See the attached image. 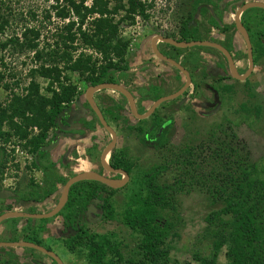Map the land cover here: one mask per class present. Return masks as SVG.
I'll list each match as a JSON object with an SVG mask.
<instances>
[{
	"label": "trees",
	"instance_id": "obj_1",
	"mask_svg": "<svg viewBox=\"0 0 264 264\" xmlns=\"http://www.w3.org/2000/svg\"><path fill=\"white\" fill-rule=\"evenodd\" d=\"M200 1L196 2L195 7ZM208 1L213 3L212 0ZM59 2L56 0L57 4L53 6L56 16L62 21H68L63 28L64 33L59 36L60 42H56L59 49H51L45 54L44 49L39 48L41 31L35 28H26L22 34L23 42L13 36L0 43L1 48L13 45L20 47L21 51L24 48L33 50L35 63H40L38 67L29 70L27 76L30 81L26 86H20L19 81L15 82L16 87H21V92H12V87L4 83L6 76L0 68V85L9 92L7 100L0 103V139L27 141L26 146L37 158L34 167L43 171L46 181L44 188L35 186L37 188L31 192V196L42 193L43 198H49L58 191V182H65L43 149L47 145L50 130L58 127L62 114L70 107L77 93L76 86L64 85V72L71 71L85 76L89 85L125 79L129 70L126 55L130 42L122 37L120 25L128 21L133 24L137 9L142 7L137 0H93L91 5H87L84 0H62L63 5H59ZM2 6L3 2L0 3V36L10 23ZM263 14L256 15V25L262 26L261 31H257V50L262 55ZM77 40L98 53L100 58L84 52L75 56L79 48ZM44 56L49 57L51 65L46 64ZM37 78L49 81L45 92ZM56 84L58 88L54 87ZM110 100L107 96L102 99L103 103L112 104L107 105L103 112L118 121L123 117L124 106L114 98ZM154 120V130L147 129L153 138L157 137L158 128L156 118ZM92 123L86 122V126L93 128ZM34 128L40 132L30 137ZM138 130L143 132L144 129L139 127ZM217 131L219 129L208 135L200 145L186 144L179 153L171 156L173 161L170 163L174 162L178 169V174L173 176V184L160 181V176L168 169L166 165L144 171L133 168L135 174L127 186L120 212L113 201L118 190L97 181L75 183L71 187L66 206L60 212V215H64L66 227L75 229L88 206L98 200V208L104 211L103 218L116 220L121 217L123 226L138 234L139 241L136 250L130 252L132 256L125 257L123 241L115 233H91L81 226L76 235L71 234L65 240L66 250L76 255H85L87 264H184L171 260L167 239L172 234L175 222L165 211L175 208L174 192L187 191L190 186L201 191L207 190L213 203L221 205L205 218V233L212 241L213 257L195 254V260L199 264H222L219 256L226 249L224 264H264V170L249 157L245 145L227 141L225 137L218 136ZM157 140L161 146H166L169 141L168 138ZM126 156L127 149L113 153L111 166L124 168L128 174H132L131 162L123 161ZM41 228L44 229V226Z\"/></svg>",
	"mask_w": 264,
	"mask_h": 264
},
{
	"label": "rangeland",
	"instance_id": "obj_2",
	"mask_svg": "<svg viewBox=\"0 0 264 264\" xmlns=\"http://www.w3.org/2000/svg\"><path fill=\"white\" fill-rule=\"evenodd\" d=\"M84 1L87 5H91L93 0ZM1 2L4 3L2 11L9 18L10 23L5 33L0 36V43L6 42L13 36H17L20 41L23 42L22 34L26 28H35L41 31L39 48L44 49L45 54H48L51 49H59L56 42H60L61 39L59 36L61 33H64L63 28L68 21H62L56 16V10L53 8V6L57 4L56 0H0V3ZM174 2V0L171 2H166V0H151L149 6L141 2L142 7L137 9L138 13H136V16H138V18L136 22L129 25L128 21L127 23H124V27L120 26L121 34L125 33L123 38L130 42L126 55V65L130 72L127 73V77L124 80L130 84V87L136 93L137 98H139V95L137 93V85L135 86V83L133 82V77L136 75L139 77L145 72L144 68H146V63L153 65V63L156 62V60H154L156 57L155 54L150 50H144L143 45L147 44L155 32L158 31L155 26L156 23L159 22L164 25L165 22H172L173 16L172 12H169V8H171V10L175 8ZM61 3L62 0H60L59 5H63ZM257 12L258 11H253V21L257 20L255 15H262V13ZM33 14L35 16H33ZM117 19L119 18L117 17ZM261 29L262 26H253V32L256 33V36L257 31H261ZM231 30L232 28H226L225 36H221L223 38L222 42H225L229 35H231ZM233 39L237 46L236 51L241 52V55L239 54L240 60L244 59V41L240 39L238 35L233 36ZM256 40L258 41L257 37ZM48 44H53V46L51 45V47H47ZM76 45H78L79 48L77 52L74 53L75 56H78L80 52H84L87 54H93L95 58H100L98 53L84 46L81 40H77ZM14 47L15 46L13 45H8L6 48L0 47V58L2 59V62H0V68L6 76L4 83H7L12 87V92H21V87H16L14 85L15 82L19 81L20 86H26L30 81V78L27 76L29 70L38 67L40 63H35V54L33 50H25L24 48L23 51H21L20 47ZM62 48L63 47H61V49ZM258 50L256 49L259 56L256 57L257 60L255 59L254 74L248 82H237L235 87L229 85L230 88H223L219 96H212V94L207 91H194L193 94H191V99H189L191 102H188L186 106L183 105V107H181L177 113L175 112L173 116V118H175L174 122L176 123L174 128L175 131H172L173 138L169 139L166 146H161L158 143L159 141L156 142L157 144L151 146L147 144L146 139L142 137L143 132L138 130L139 125L149 128L151 124L150 119L141 122L131 119V124L134 128H132L130 132V129L125 127L126 123L124 120L119 122L113 121L110 118L111 121L114 122L113 126L117 128V131L120 134L117 147L118 151H122L126 149L125 146H128L126 159H128L133 166L131 168L132 175L134 176L135 174L133 173V168L135 167L144 171L149 170L154 166L166 165L168 166V169L160 176V181H165L167 184H173V176L178 174V169L177 165H174V162L170 163L172 160L171 156H173V154L175 156L176 153H179L186 144L192 143L194 146L200 145L201 141L204 142V140L209 137L208 135L212 134V132L217 129H219L217 135L221 136V138L225 137L224 139L227 141L232 140L235 142L234 144L245 145L249 151V157L255 164H258L261 170H264V56L261 54L262 52ZM60 53H62V51H60ZM147 56L148 58H151L148 60ZM55 58L58 59L57 56H55ZM43 60L46 61L48 66L52 64L48 56H44ZM158 61L160 60L158 59ZM61 64L60 66H62ZM100 64L103 63H99V65ZM155 66L153 67L154 69H151V72L158 71V69H155ZM131 70L134 71L131 72ZM63 76L65 79L63 80L64 85L67 86L68 84H71L76 86L77 93L74 96L70 107L62 114V119L72 120L77 129L76 131L81 132L80 135H78V139H80L81 136L85 139L87 131H91L92 133L96 132L93 128L86 126V122H89L88 120L93 119L94 117L88 109L89 107L84 104V96L90 85L85 81V76H81L79 73L66 71ZM197 77L199 78L198 81L202 78L201 76ZM37 80L41 84L42 91L45 92L49 81L42 78H37ZM122 83L123 82L120 84ZM54 87L58 88L57 84ZM173 88L174 86L171 85L168 87L167 91L173 90ZM141 93L143 94L145 92L141 90ZM8 94L9 92L3 88V85H0V103H4V101L7 100ZM96 95L98 96V105L101 106V109L103 110H105L109 104L103 103L101 99L108 95L113 96L117 101L124 102V104L126 103L123 95L115 90H102L96 92ZM147 102V106H150L151 101L146 100V103ZM209 103L213 104L210 105ZM169 105L170 104L168 103V106ZM105 116L109 119V115L106 114ZM124 117L125 116H121V118ZM92 122H95V119ZM62 127L63 125L59 121L57 128L62 129ZM99 129L103 135L102 129ZM39 132V129L35 131L33 129V132L31 133L32 136L30 135V137L36 136ZM169 134L171 133L169 132ZM63 136L62 133H57L55 128L49 132L46 144L49 146L54 145L55 147L57 143H60V148L58 152L54 154V158H59L62 152L64 153V150L68 147L73 148V145L75 144L74 141H65L66 139L63 138ZM127 136L129 138L127 139V143H125ZM97 137V134L93 136V138ZM102 139L101 149H103L104 145L108 143L107 139L106 142ZM91 143L92 141L90 139L89 145H91ZM17 147L25 153L29 146H26L25 143L19 142L15 138L9 141H6L4 138L0 139V166L3 168V166L6 165L8 168L7 170L1 169L2 172L0 170V175H2L3 179H6L4 184L7 189H12L14 186H16V190H19V188H25L24 190L29 192V196L26 195L25 197H30V191L32 192L33 188H35V184H37L36 182H42V180L45 181V177L42 176L41 172L36 173L31 169L32 167H30L31 165L29 163L31 162L30 158L28 159L25 154L16 153ZM54 147L50 150L55 149ZM96 149V146L90 147L87 155H90L91 157L95 156V154H97ZM32 154L33 153H31L29 148V157L32 158L33 155H35ZM81 158L86 161L88 160L83 154L80 155L75 151L72 161L70 160L69 162L65 157V170H63V166H61V170H59V168H57L58 165L55 164L57 171H61L62 173L65 171L63 175H61L62 173L60 172L59 176L66 181L68 177H71L73 174L82 173L78 168V160ZM16 160H18L19 168H16ZM59 162L61 163L62 159H60ZM25 164H29V166L25 167ZM81 165L82 164L80 163V166ZM91 169V164L88 163V168L83 172L91 171ZM13 175L17 176V179H13ZM15 180L18 181L16 182ZM63 187L64 186H60V188H58V194L56 193V197L51 196L48 198L49 200L53 198L52 201L54 202L52 205L58 202ZM187 188V191L184 189V191H179L176 194L174 192L175 200L173 206L175 208L174 210L168 209L165 211L167 215L173 218V222H175L172 234H170L167 239V245L170 248L172 261H179L184 264H199L194 258L195 254L207 258L213 257L212 241L205 233L207 227L205 218L213 209L219 208L221 205L220 203H213L212 197L207 190L201 191L196 187L190 186ZM23 189L20 191H23ZM126 189L116 192L113 198L116 209L119 212L124 203L125 194L127 193ZM27 191H25L26 194L28 193ZM97 201L98 200H95L89 205L94 206V211L92 212H96V216L98 215V212H103L102 210H98L99 208L97 204L99 201ZM45 203L46 202H43V204ZM41 204H39V207L42 208L43 211L52 208L51 206L45 207V205H42L43 207H41ZM86 213H88L87 210L80 219L82 220L83 227L86 225V223L83 224V222H85ZM101 218L102 217L100 216V219L98 218L97 221L94 220L90 224L87 223L86 229H88L89 232L91 231L92 233L99 234L115 233L118 239L123 241L122 246L125 257L132 256L130 252L136 250L139 235L134 234L132 231L124 227L121 223V217H117L116 220ZM33 223L38 226L39 221H34ZM50 225L51 227H48L49 229L51 228L50 231L55 233V235L58 234L56 232L57 225H55L54 222H51ZM15 251L22 252V249H16ZM59 252L63 256V248H61ZM225 253L226 249H223L219 256V261L222 264L226 262ZM65 255L66 261H69L70 259L72 260L69 264L88 263L85 255L73 254V256L70 257L67 252H65ZM0 257H3V262L4 260L6 261V258L9 257V251H5L4 253V250L2 251L1 249ZM9 263H13V260H10ZM14 264H16V262H14Z\"/></svg>",
	"mask_w": 264,
	"mask_h": 264
},
{
	"label": "flooded vegetation",
	"instance_id": "obj_3",
	"mask_svg": "<svg viewBox=\"0 0 264 264\" xmlns=\"http://www.w3.org/2000/svg\"><path fill=\"white\" fill-rule=\"evenodd\" d=\"M172 0H166V2H171ZM175 4L172 10L169 8V12H172V22H165L164 25L160 24L159 22L155 24L156 29L158 30L155 32V34L150 38L149 42L147 44L143 45L144 50H150L153 54H155L153 50V40L156 38L155 45L159 52L170 60L175 61L177 64H179L183 70L180 68L162 60L155 54L154 60H156L153 65H148L146 68H144V71L148 76L143 77L144 82L137 85V93L139 95V98H137L136 93L133 91V89L130 87V84L127 83L124 79H119V82H113V83H122V85L127 88L134 96L136 105H137V111L140 114H144L147 111L150 110L151 106L156 102L157 100L171 96L173 94H176L180 91H183V93L176 99L166 101L159 105L157 109L154 111V113L147 119H150L151 124L150 127H142L144 130L142 133V137L146 139L147 144L153 146L157 144V139L161 138H168L172 139V131H175V125L173 116L175 112L177 113L178 110L181 109V107L186 106L191 99V94H193L194 91H200L204 92L207 91L208 93L212 94V96H219L221 90L223 88H230V86H234L237 82L246 83L248 82L254 74L255 70V59L257 56H259V53L256 51L257 49V40H256V33L253 32V26H256V21H253V11L260 10L262 12L257 13H264V8L259 7H251L247 10H244L240 16L239 20L247 30V33L249 35L250 41H251V47H252V55H253V61L254 65L252 70L250 69V60H249V52L247 48L246 40L243 36V34L240 32L238 25H237V13L240 11V9L246 5L253 4L255 2H263L262 0H212V2H209L208 0H201L200 3L195 7V4L199 0H174ZM166 8V7H165ZM256 14V13H255ZM264 15V14H263ZM256 16V15H255ZM226 28H232L231 35L227 38L225 42H222V37L225 36ZM233 32V34H232ZM238 35L240 39L244 41L245 45V52H244V59L239 58V54L241 55V52L236 51V43L233 39V36ZM231 36V37H230ZM172 39L178 42H200V43H214L218 44L222 47H224L230 54L233 65L236 69V74L240 77H246L245 79L237 78L232 73V68L229 59L227 56L218 48L213 46H207L205 44L203 45H194L188 48H180L176 47L170 43H167L160 39ZM264 56V55H263ZM153 58V57H152ZM158 58L160 61H158ZM257 60V59H256ZM153 62V61H152ZM156 65V66H155ZM155 66V69H158L156 72H151V69ZM154 69V68H153ZM150 70V71H147ZM129 70L127 71V73ZM164 72V73H163ZM187 73V74H186ZM197 76H201V80ZM119 77V75H117ZM131 77V76H130ZM165 77V78H163ZM188 79H190V83L188 84ZM134 81V80H133ZM173 85V90L167 91L168 87ZM230 85V86H229ZM92 86V85H90ZM89 86V87H90ZM88 87V88H89ZM88 90V89H87ZM87 90L84 96V104L88 103V109L93 114V119L90 121H93L95 119V122L92 123V125L97 124L99 128L102 129L103 135H101V139L106 142V139L108 140V143L104 145V148L99 150V147L102 148V141H100L98 138H92L91 141V147L96 146L97 147V154L95 156H89V159L86 161V164H91V171H96L100 173L101 175H105L108 178L112 179H121L123 178V175L120 173H111L108 172L105 167L101 163V157L102 153L105 150V148L111 143L112 141V134L108 132L100 123L97 115L91 108L89 102L87 101L86 94ZM141 90H143L145 93H141ZM191 90V92H190ZM98 96L96 93L94 94V100L97 104V106L100 108L101 112L103 113L106 121L111 126V128L116 132L117 135V142L116 146L113 149V151L107 156V164L111 166L110 159L113 155V153L118 151V141L120 134L117 131V128L113 126V121H111L110 117L109 119L107 116H105V113L103 112V109H101V106L98 105L97 98ZM108 100L110 98L112 99L113 96H107ZM100 98V97H99ZM104 97H102L103 99ZM125 100L124 102H121L124 106V110L122 111V115L125 116L124 118H121L118 120L119 122L124 120L126 123L125 127L130 129L134 128L131 124V119L137 120L138 122L145 121L147 119L139 120L137 119L134 114L132 113L130 109L129 102L125 96H123ZM101 99V100H102ZM115 99V98H114ZM147 101H151L150 106L148 105ZM116 100V99H115ZM117 101V100H116ZM120 102V101H118ZM175 102V103H172ZM111 102H108L110 104ZM168 103L170 104L168 106ZM190 104V103H189ZM210 105L213 103H209ZM112 105V104H110ZM146 107V108H145ZM148 107V108H147ZM127 111V112H126ZM94 112V113H93ZM157 120L156 123H158V128L156 135L157 137L153 138L150 137L149 132H147V129L150 131H153L156 127L155 119ZM60 123L63 125L62 129L55 128L57 133H62L63 138H65L67 141H76L78 140V135H80L81 132L76 131L75 124L72 120H63L62 118L59 120ZM89 121V120H88ZM89 121V123H90ZM123 125V126H124ZM75 128V129H74ZM169 132L171 134H169ZM174 133V132H173ZM174 135V134H173ZM126 138V137H125ZM125 139V143H127V139ZM19 141V140H18ZM23 143H27V141H20ZM159 143V142H158ZM57 145V144H56ZM49 147V145L45 146L44 148ZM43 148V149H44ZM125 148L128 150V146H125ZM46 150V149H44ZM52 150H46L48 153V160L51 163L57 164V168L60 169L61 166H66L64 163L65 157L66 159L72 161L73 160V154H75V147L74 148H67L64 150V153L59 156L57 160L53 158V154L51 153ZM27 151L29 152V148H27ZM32 153V152H31ZM33 155V154H32ZM33 155L30 167L34 171H40L42 176H44L43 171L37 169L34 167V162L37 159ZM127 157L123 158V161H127V163H130ZM62 159V162L60 163L59 160ZM82 159V158H81ZM78 160V159H77ZM16 168H19L18 160H16ZM29 161V160H28ZM79 161V160H78ZM29 164H25V167H28ZM112 167V166H111ZM79 170L82 172L85 171L87 168L84 165L78 164ZM114 168V167H113ZM7 170L8 168L6 165L0 166V170ZM115 169H122L126 171L124 168H115ZM1 170V172H2ZM75 171V170H73ZM39 172V173H40ZM61 171H58L60 173ZM127 172V171H126ZM62 173V172H61ZM65 173V171L63 172ZM63 173L61 175H63ZM128 173V172H127ZM75 174H73L71 177H73ZM2 175H0L1 178ZM13 179H17V176L13 175ZM45 177V176H44ZM68 177V179L62 183L58 182L56 185L58 188L60 186H64L65 183L71 178ZM129 181L124 185L123 187L116 189L118 191L125 190L127 186L129 185L132 174H129ZM6 179L2 178V181L0 180V191L7 192L5 197H0V216L9 213V212H18V213H24V214H32V213H49L51 212L56 206L58 205L61 196L56 202V204L52 205L54 201L52 199L43 198L41 195L37 196H29V192L27 190H24L23 188H19V190H16V186L12 187V189H7L5 187L4 181ZM16 182L18 180H15ZM35 184L38 187H45L46 181L42 180V182H36ZM33 188V186H32ZM37 188V187H35ZM33 188V190L35 189ZM23 189V191H20ZM32 190V191H33ZM27 191L28 193L26 194ZM35 191V190H34ZM117 191V192H118ZM58 192V191H57ZM56 192V193H57ZM56 193L52 195V197L56 196ZM31 194V191H30ZM28 195L27 197H25ZM40 196V197H39ZM43 202H46L43 204ZM42 203V204H41ZM99 203V202H98ZM39 204L45 205V207L51 206L49 210L43 211L42 208L39 207ZM99 205V204H97ZM98 210H101L100 208ZM100 216L103 219L104 211L102 213L98 212V215L96 216V212H90L86 213L85 215V222L90 224L94 220L100 219ZM39 221L38 226H36L33 222ZM51 222H54L55 225H57L56 232L58 234L57 238L55 233H53L51 228ZM83 227L85 230L89 231ZM41 226H44V229L41 228ZM82 226V220H80L79 224L76 225V228L73 227H66L65 221H64V215H60L58 213L54 217L48 218V219H34V218H26V217H17V216H11L7 219H5L0 224V242H29L34 243L38 246H41L48 251H52L61 259L63 264H69L72 260L66 261L65 259V252L68 253V255L73 256L74 253H71L66 250L65 246V240L70 238V235H76ZM67 230V231H66ZM91 232V231H90ZM92 233V232H91ZM61 244V246H60ZM63 248V256L60 254V250ZM2 251H9V257L6 258V261L3 262V257H0L1 262L0 264H10V260H13V263L16 262V264H59L53 257L46 254L45 252L30 248V247H0V250ZM16 249H22V252L15 251ZM14 250V251H13ZM65 251V252H64ZM48 259V260H47Z\"/></svg>",
	"mask_w": 264,
	"mask_h": 264
},
{
	"label": "water",
	"instance_id": "obj_4",
	"mask_svg": "<svg viewBox=\"0 0 264 264\" xmlns=\"http://www.w3.org/2000/svg\"><path fill=\"white\" fill-rule=\"evenodd\" d=\"M264 8V3L263 2H255L253 4H249L246 5L244 7H242L240 9V11L237 13V25L238 28L240 30V32L243 34L246 43H247V48H248V52H249V60H250V69L252 70L253 65H254V61H253V55H252V47H251V41L249 38V35L247 33V30L245 29V27L243 26V24L240 22L239 20V16L240 14L244 11L247 10L248 8ZM161 40L170 43L176 47H180V48H188L194 45H207V46H213L218 48L219 50H221L229 59L230 64H231V68H232V73L235 77L240 78V79H245L246 77H240L238 76L236 73V69L233 65V61L232 58L229 54V52L222 46L218 45V44H214V43H200V42H194V43H190V42H178L172 39H164L161 38ZM156 38L153 40V50L155 52V54L161 58L162 60L180 68L181 70H183V68L177 64L175 61L170 60L169 58L163 56L161 54V52H159V50L157 49L156 45ZM185 72V70H183ZM187 74V73H186ZM190 83V79H188V84ZM102 90H115L120 92L123 96H125L129 102L130 105V109L132 111V113L134 114V116L139 119V120H143V119H147L149 118L154 111L157 109V107L159 105H161L162 103L166 102V101H170L173 99L178 98L184 91H180L176 94H173L171 96L168 97H164L161 98L159 100H157L156 102H154V104L151 106L150 110L147 111L144 114H140L137 111V105H136V101L135 98L133 96V94L127 89L125 88L122 84L119 83H101V84H97V85H92L88 88L87 90V94H86V98L87 101L89 102L91 108L93 109V111L95 112V114L97 115L100 123L102 124V126L112 134V141L111 143L105 148V150L102 153V157H101V163L102 165L105 167V169L108 172L111 173H120L123 175V178L121 179H112V178H108L105 175H101L100 173L96 172V171H86V172H82V173H78L75 174L73 177H71L64 185L63 190H62V196L61 199L58 203V205L56 206V208H54L51 212L49 213H32V214H24V213H18V212H9V213H5L3 215L0 216V224L7 218L11 217V216H17V217H26V218H34V219H48L51 217H54L55 215H57L58 213H60L62 211V209L66 206L68 200H69V194H70V190L71 187L80 181H97L103 185L108 186L109 188L112 189H119L121 187H123L124 185H126V183L129 181V174L122 170V169H115L113 167H111L109 164H107V156L113 151V149L116 146V142H117V135L116 132L111 128V126L108 124V122L106 121L103 113L101 112L100 108L97 106L95 100H94V94L96 92L102 91ZM54 145L46 147L44 149L46 150H50L51 148H53ZM7 192L4 191H0V197H5ZM98 202V201H97ZM88 213L94 211V206L91 205L88 207L87 209ZM0 247H30V248H35L38 250H41L43 252H45L46 254L50 255L51 257H53L59 264H63V262L61 261V259L57 256V254H55L52 251H48L47 249L38 246L34 243H29V242H0Z\"/></svg>",
	"mask_w": 264,
	"mask_h": 264
},
{
	"label": "crops",
	"instance_id": "obj_5",
	"mask_svg": "<svg viewBox=\"0 0 264 264\" xmlns=\"http://www.w3.org/2000/svg\"><path fill=\"white\" fill-rule=\"evenodd\" d=\"M146 56V55H145ZM144 56V57H145ZM149 58H151V57H149ZM149 58H148V56H147V59L149 60ZM147 65L146 66H148V65H152V64H148V63H146ZM145 66V67H146ZM134 71V70H133ZM132 70H131V72H133ZM130 72V71H129ZM146 76H148V74H146L145 72H143L139 77H138V75H136V76H134L133 77V82L135 83V84H140L141 82L143 83L144 82V79H143V77H145L146 78ZM132 77V76H131ZM114 97H116V96H114ZM91 119H89V121H90ZM93 129L96 131L95 133H92L91 131L89 132V131H87L86 132V130H85V132H86V138L84 139V138H82V136H81V138H80V136H79V138L80 139H78V140H76V141H74L75 142V144L73 145V148L75 147V149H76V151L80 154V155H84L85 157H86V159H89V156L87 155L88 154V149L91 147L90 145H89V141H90V139H92L93 138V136L95 135V134H97L98 135V139L101 141V133L102 132H100V129H99V126H97V124H95V125H93ZM90 135V136H89ZM65 141H67V140H65ZM62 142V141H61ZM55 149L51 152L52 154H53V158H54V154L55 153H57L58 152V150H59V148H60V143L58 144L57 143V145H55V147H54ZM99 149H101L100 147H99ZM101 151V150H100ZM54 159H58V158H54ZM80 163L82 164V165H84L86 168H88V165L86 164V160H83V159H79V161H78V164L80 165ZM36 173H39L38 171H35ZM59 187H60V185H59ZM58 194V193H57ZM56 197V196H55Z\"/></svg>",
	"mask_w": 264,
	"mask_h": 264
},
{
	"label": "built area",
	"instance_id": "obj_6",
	"mask_svg": "<svg viewBox=\"0 0 264 264\" xmlns=\"http://www.w3.org/2000/svg\"><path fill=\"white\" fill-rule=\"evenodd\" d=\"M137 2L138 3H140L141 4V2L142 3H144V4H147V6H149V3H151V0L150 1H148V0H137ZM137 18H138V16H136V20H137ZM136 22V21H135ZM129 25H130V23H128ZM134 24V23H133ZM123 25V26H122ZM121 27H124V23L123 24H121L120 25ZM121 27H120V30H121ZM124 34L125 33H123L122 34V37H124ZM35 130H38L37 128H34V131ZM20 142V141H19ZM16 153H20V154H25V156L29 159L30 158V160L32 159L31 157H29V155H28V151L26 150L25 151V153H24V151L23 150H21L19 147H17V149H16Z\"/></svg>",
	"mask_w": 264,
	"mask_h": 264
}]
</instances>
